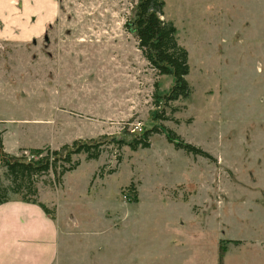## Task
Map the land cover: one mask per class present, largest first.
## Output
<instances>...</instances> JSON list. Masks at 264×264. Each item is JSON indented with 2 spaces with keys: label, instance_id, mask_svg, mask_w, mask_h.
Wrapping results in <instances>:
<instances>
[{
  "label": "rangeland",
  "instance_id": "1",
  "mask_svg": "<svg viewBox=\"0 0 264 264\" xmlns=\"http://www.w3.org/2000/svg\"><path fill=\"white\" fill-rule=\"evenodd\" d=\"M136 0H0L3 151L59 148L153 124L157 75L124 23ZM188 52L187 98L133 151L106 144L38 200L77 264H264V0H164ZM0 182H8L2 176ZM15 197V196H12ZM95 244V245H94Z\"/></svg>",
  "mask_w": 264,
  "mask_h": 264
},
{
  "label": "trees",
  "instance_id": "2",
  "mask_svg": "<svg viewBox=\"0 0 264 264\" xmlns=\"http://www.w3.org/2000/svg\"><path fill=\"white\" fill-rule=\"evenodd\" d=\"M164 0H136L130 17L124 23L125 30L132 34L137 42L143 58L154 69L157 75L169 77L172 80L168 91L157 95V109L153 114V124L138 133H130V137L107 139H74L59 148H31L29 154L13 155L3 151L0 137V167L4 169L2 176L8 182L4 186L0 182V204L15 196L18 200L37 204L47 215L54 219L53 210L38 200V185L44 175H52V182H60L61 177L78 166L74 156H84L86 159H97L106 144H114L117 148L128 146L135 151L138 148L149 147V137L152 133H162L175 149L183 150L194 156L209 157L201 148L185 142L173 130L162 123L164 109L179 99L187 98L190 87L186 80L189 73L188 52L178 43L176 28L173 22L163 16ZM1 178V175H0ZM224 249H219L218 264H222Z\"/></svg>",
  "mask_w": 264,
  "mask_h": 264
},
{
  "label": "crops",
  "instance_id": "3",
  "mask_svg": "<svg viewBox=\"0 0 264 264\" xmlns=\"http://www.w3.org/2000/svg\"><path fill=\"white\" fill-rule=\"evenodd\" d=\"M60 236L55 218L37 204L16 197L0 204V264H77Z\"/></svg>",
  "mask_w": 264,
  "mask_h": 264
}]
</instances>
